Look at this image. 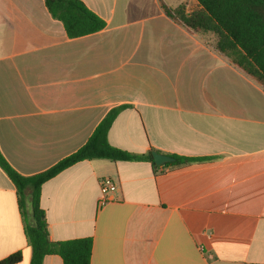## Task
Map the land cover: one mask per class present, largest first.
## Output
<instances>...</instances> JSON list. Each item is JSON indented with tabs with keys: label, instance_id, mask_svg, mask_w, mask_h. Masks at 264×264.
I'll return each mask as SVG.
<instances>
[{
	"label": "crops",
	"instance_id": "1",
	"mask_svg": "<svg viewBox=\"0 0 264 264\" xmlns=\"http://www.w3.org/2000/svg\"><path fill=\"white\" fill-rule=\"evenodd\" d=\"M106 22L70 38L45 0H0V150L20 174L81 148L114 108L109 143L209 158L78 163L43 184L49 237L92 238L91 264H264V82L166 8L196 0H81ZM118 189L100 203L101 180ZM30 264L17 189L0 167V260ZM43 264H63L48 255Z\"/></svg>",
	"mask_w": 264,
	"mask_h": 264
},
{
	"label": "trees",
	"instance_id": "2",
	"mask_svg": "<svg viewBox=\"0 0 264 264\" xmlns=\"http://www.w3.org/2000/svg\"><path fill=\"white\" fill-rule=\"evenodd\" d=\"M200 9L188 14L185 6L166 8L167 14L196 33H213L216 48L238 67L264 82V0H196ZM51 15L61 21L70 38L96 33L106 22L81 0H45ZM124 106L112 109L100 122L90 139L77 151L58 161L50 168L30 176L18 173L0 150V167L17 189L21 213L25 220V234L32 250L30 264H43L48 255H59L63 264H91L92 238L62 242L49 237L45 211L41 208L43 184L66 169L93 160L149 161L155 166L151 149L147 154H134L112 146L109 130ZM174 162L158 166L156 171L184 166L209 158L169 155ZM22 253L16 252L0 260V264H18Z\"/></svg>",
	"mask_w": 264,
	"mask_h": 264
},
{
	"label": "built area",
	"instance_id": "3",
	"mask_svg": "<svg viewBox=\"0 0 264 264\" xmlns=\"http://www.w3.org/2000/svg\"><path fill=\"white\" fill-rule=\"evenodd\" d=\"M100 184H101V192H102L100 203L104 204L105 202L110 200L111 195L117 191L118 186L109 177L103 178Z\"/></svg>",
	"mask_w": 264,
	"mask_h": 264
},
{
	"label": "water",
	"instance_id": "4",
	"mask_svg": "<svg viewBox=\"0 0 264 264\" xmlns=\"http://www.w3.org/2000/svg\"><path fill=\"white\" fill-rule=\"evenodd\" d=\"M152 156H153L154 163H155L156 167L162 166V165H164L166 163H170V162H174L175 161V159L173 157L168 156L166 154H162V153L156 152V151L152 152Z\"/></svg>",
	"mask_w": 264,
	"mask_h": 264
}]
</instances>
